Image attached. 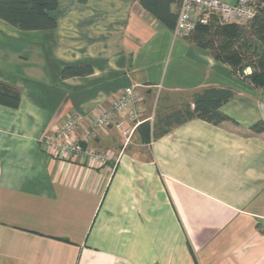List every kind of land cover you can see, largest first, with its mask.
I'll return each instance as SVG.
<instances>
[{"label": "crops", "instance_id": "crops-1", "mask_svg": "<svg viewBox=\"0 0 264 264\" xmlns=\"http://www.w3.org/2000/svg\"><path fill=\"white\" fill-rule=\"evenodd\" d=\"M179 6L59 0L47 31L0 19V83L21 94L17 109L0 105V264H264V133L252 130L264 92L175 38ZM78 64L93 73L61 78ZM130 85L145 120L231 90L220 110L229 121L174 126L141 145L147 157L115 129L98 131L88 146L114 156L99 168L48 146L74 113L81 137Z\"/></svg>", "mask_w": 264, "mask_h": 264}, {"label": "trees", "instance_id": "trees-1", "mask_svg": "<svg viewBox=\"0 0 264 264\" xmlns=\"http://www.w3.org/2000/svg\"><path fill=\"white\" fill-rule=\"evenodd\" d=\"M58 5L59 0H0V19L24 32L54 30L57 22L50 13L55 11ZM176 20L171 27L173 29ZM210 23L198 25L191 40L199 47L211 51L212 57L227 64L233 73L241 74L245 70H251V74L245 75L244 79L264 92V7L258 4V14L249 23V28L239 24H220L214 29L213 23ZM211 33L222 39L219 47L214 45L213 40L206 39ZM92 73L93 68L90 65L78 64L65 67L61 78L86 77ZM233 96L231 90L207 89L195 95L193 109L190 105H185L179 110L159 112L155 123L144 121L135 131L142 144L148 145L154 139L170 132L174 126L194 118L213 124L229 121L220 110ZM20 102L19 91L0 83L1 106L17 109ZM252 130L257 134L264 133V122L257 123Z\"/></svg>", "mask_w": 264, "mask_h": 264}, {"label": "built area", "instance_id": "built-area-1", "mask_svg": "<svg viewBox=\"0 0 264 264\" xmlns=\"http://www.w3.org/2000/svg\"><path fill=\"white\" fill-rule=\"evenodd\" d=\"M180 6L174 27L175 38L189 39L198 25H207L212 16H216L220 24H248L258 14V0H179ZM246 71V75H247ZM143 103L136 87H126L121 95L113 98L108 106H101L98 113L90 121V127L84 130L81 137L78 130L83 127L78 113L71 114L57 127L55 138L47 144L62 159L78 157L82 163L99 168L114 161L108 151H98L88 146L98 131L115 129L127 143L136 128L144 121L139 120ZM152 122V121H151ZM117 161V160H116ZM117 163V162H116Z\"/></svg>", "mask_w": 264, "mask_h": 264}, {"label": "rangeland", "instance_id": "rangeland-1", "mask_svg": "<svg viewBox=\"0 0 264 264\" xmlns=\"http://www.w3.org/2000/svg\"><path fill=\"white\" fill-rule=\"evenodd\" d=\"M230 2H232L231 0H230ZM258 4H259V6L260 7H264V0H258ZM210 22L211 23H213V27H214V29L218 26V25H220V21L217 19V17L216 16H212L211 18H210ZM210 23V24H211ZM240 25H242V26H244V27H248L249 28V23L248 24H240ZM247 28V29H248ZM190 39H192V37L190 38ZM206 39L207 40H213L214 41V45L216 46V47H219L220 45H221V43H222V39L221 38H218V37H215L214 36V34H209L207 37H206ZM210 53H211V51H210ZM232 70V69H231ZM246 71H251V70H245V71H243L241 74H236L237 76H238V78H240L241 80H244L245 81V79H244V77H245V73H246ZM147 111H149L151 114H153V113H155V104H152L151 103V101H150V105H149V107H148V110ZM144 113V112H143ZM143 113L140 115V117H139V120H144L145 118H146V116L144 117V116H142L143 115ZM155 115V116H154ZM152 117H153V119H154V123H155V121L157 120V113L156 114H154ZM120 137V140L122 141V142H124V144H126V140L122 137V136H119ZM117 141V140H116ZM135 145H138V147L139 146H141V145H144V144H142V142L140 141V137H139V135L136 133V131L131 135V137H130V139L129 140H127V147H133V146H135ZM142 148H143V153L145 154V157H147V152H146V150L145 149H148L146 146H141ZM145 151V152H144Z\"/></svg>", "mask_w": 264, "mask_h": 264}]
</instances>
